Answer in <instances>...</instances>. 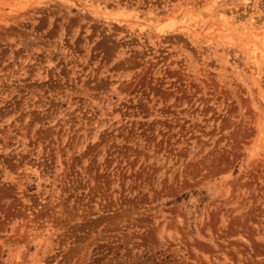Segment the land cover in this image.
Wrapping results in <instances>:
<instances>
[{
	"label": "rangeland",
	"instance_id": "1",
	"mask_svg": "<svg viewBox=\"0 0 264 264\" xmlns=\"http://www.w3.org/2000/svg\"><path fill=\"white\" fill-rule=\"evenodd\" d=\"M263 43L264 0H0V264H264Z\"/></svg>",
	"mask_w": 264,
	"mask_h": 264
},
{
	"label": "bare ground",
	"instance_id": "2",
	"mask_svg": "<svg viewBox=\"0 0 264 264\" xmlns=\"http://www.w3.org/2000/svg\"><path fill=\"white\" fill-rule=\"evenodd\" d=\"M238 34H241L240 32H237L236 30H230L229 28H227L226 29V31H225V37L229 40V39H232V38H238L237 39V41L240 39L241 40V38H242V36L243 35H241V37L239 36H237ZM254 36V39H255V41L257 40V36L256 35H253ZM259 36V35H258ZM259 39V38H258ZM252 40H253V38H252ZM241 41H243V40H241ZM248 41V40H247ZM250 42H252V41H250ZM257 42V41H256ZM259 44V43H258ZM263 46V48L262 49H264V43L262 44ZM245 48H243L244 50H246V52H250V53H252V55H253V57H254V53L259 49V47H258V45L256 44V43H253L252 42V44L251 45H249L248 43H246L245 45ZM260 46H261V44H260ZM261 49H259V51H260ZM258 51V52H259ZM263 51V50H262ZM264 52V51H263ZM261 52H259V54H260ZM260 57H262V56H260Z\"/></svg>",
	"mask_w": 264,
	"mask_h": 264
}]
</instances>
